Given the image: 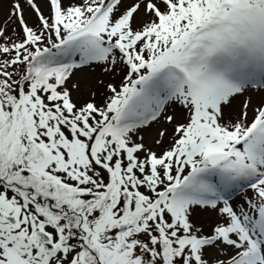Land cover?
Segmentation results:
<instances>
[{"label": "snow or ice", "instance_id": "6c2138e0", "mask_svg": "<svg viewBox=\"0 0 264 264\" xmlns=\"http://www.w3.org/2000/svg\"><path fill=\"white\" fill-rule=\"evenodd\" d=\"M0 264H264V0H10Z\"/></svg>", "mask_w": 264, "mask_h": 264}, {"label": "rangeland", "instance_id": "374dc122", "mask_svg": "<svg viewBox=\"0 0 264 264\" xmlns=\"http://www.w3.org/2000/svg\"><path fill=\"white\" fill-rule=\"evenodd\" d=\"M10 2V0H0V23L3 22L6 12H7V5ZM91 78H88V80L84 83H82L81 87L83 90H87L89 85L92 84Z\"/></svg>", "mask_w": 264, "mask_h": 264}]
</instances>
